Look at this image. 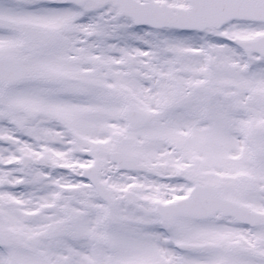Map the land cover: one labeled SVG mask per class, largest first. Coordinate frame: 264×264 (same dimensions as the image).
I'll return each instance as SVG.
<instances>
[{
    "label": "snow or ice",
    "instance_id": "1",
    "mask_svg": "<svg viewBox=\"0 0 264 264\" xmlns=\"http://www.w3.org/2000/svg\"><path fill=\"white\" fill-rule=\"evenodd\" d=\"M0 264H264V0H0Z\"/></svg>",
    "mask_w": 264,
    "mask_h": 264
}]
</instances>
